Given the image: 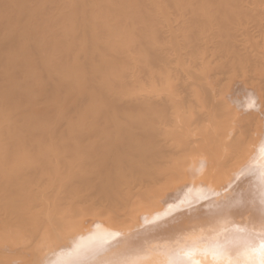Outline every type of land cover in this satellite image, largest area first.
<instances>
[{
	"label": "bare ground",
	"instance_id": "6f19581e",
	"mask_svg": "<svg viewBox=\"0 0 264 264\" xmlns=\"http://www.w3.org/2000/svg\"><path fill=\"white\" fill-rule=\"evenodd\" d=\"M264 0H0V264H264Z\"/></svg>",
	"mask_w": 264,
	"mask_h": 264
},
{
	"label": "snow or ice",
	"instance_id": "6c2138e0",
	"mask_svg": "<svg viewBox=\"0 0 264 264\" xmlns=\"http://www.w3.org/2000/svg\"><path fill=\"white\" fill-rule=\"evenodd\" d=\"M262 184H264V181H262ZM261 200H262V203H264V188H262V191H261ZM261 222L264 223V213H262L261 215ZM261 239H264V237H262Z\"/></svg>",
	"mask_w": 264,
	"mask_h": 264
}]
</instances>
